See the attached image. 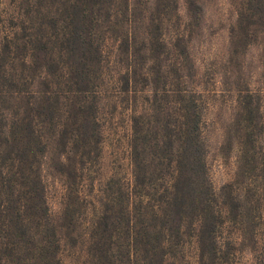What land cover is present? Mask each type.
<instances>
[{"label": "trees", "instance_id": "obj_1", "mask_svg": "<svg viewBox=\"0 0 264 264\" xmlns=\"http://www.w3.org/2000/svg\"><path fill=\"white\" fill-rule=\"evenodd\" d=\"M118 109L130 173L95 183ZM70 249L76 264H264V0H0V264Z\"/></svg>", "mask_w": 264, "mask_h": 264}, {"label": "rangeland", "instance_id": "obj_2", "mask_svg": "<svg viewBox=\"0 0 264 264\" xmlns=\"http://www.w3.org/2000/svg\"><path fill=\"white\" fill-rule=\"evenodd\" d=\"M214 85H211L212 88H215V91L211 89L212 96L214 100L213 105L216 107L219 103L224 101V107H227L231 102V96L227 92H220L221 85L217 81V77ZM211 105L206 109V120L208 123L212 121L214 127L220 125V120L215 117L212 113ZM221 114V113H220ZM223 114V113H222ZM214 120H216L214 122ZM130 120L128 113L124 110L118 109L112 115H106V118L103 122V142H102V153L100 157V167H98L96 174L95 183L100 182V180L112 173L126 174L130 173V163H129V147L128 139L130 135ZM217 132V129H216ZM217 137V135H216ZM215 140V135H213V141ZM233 171V159L226 161L214 160L213 168L211 170L213 180L225 179L231 176ZM50 201L53 204V209L57 208V194L51 191ZM64 264H76L77 263V254L71 249L67 250L64 254ZM244 264H249L246 259H243Z\"/></svg>", "mask_w": 264, "mask_h": 264}]
</instances>
